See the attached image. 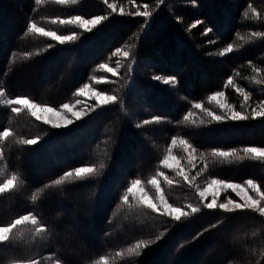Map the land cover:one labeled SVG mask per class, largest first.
I'll use <instances>...</instances> for the list:
<instances>
[{"label": "trees", "instance_id": "trees-1", "mask_svg": "<svg viewBox=\"0 0 264 264\" xmlns=\"http://www.w3.org/2000/svg\"><path fill=\"white\" fill-rule=\"evenodd\" d=\"M131 2L155 11L144 34L140 19L110 16L97 33L83 35L76 45H60L26 29L34 22L49 31L55 18H66L61 15L66 5L0 0V90L5 92L0 97V130L13 133L0 141V182L12 174L22 176L14 189L0 194V226L34 213L48 229L45 241L23 243L18 232L27 233L28 227L14 230L10 240L0 244V264H20L17 257L36 258L40 264H101L102 258L106 264H264V217L253 211L206 209L182 182L163 189L170 203L190 213L180 222L122 202L132 179L147 183L161 171L160 162L173 138L194 145L195 154L202 155L197 182L252 179L264 192V163L211 156L213 150L264 147V117L221 122L206 118L202 123L184 119L194 104H204L208 95L224 90L225 80L233 74L243 81L252 69L263 72L264 0H167V12L156 11L162 0ZM78 4L73 5L74 15L103 14L99 1ZM136 41L140 75L147 80L175 77L176 84L160 87L153 82L142 93L120 95L69 134L56 133L3 104V99L16 97L54 108L69 103L74 90L89 81L114 49ZM228 45L231 52L225 51ZM135 84L134 89L142 85L140 80ZM53 90L63 93L54 96ZM225 94L234 102V93ZM145 120L150 123L145 125ZM37 137L35 145L20 143ZM77 167L99 172L84 181L73 176L62 185L51 184ZM189 204L201 211L191 213ZM141 241L155 242L136 250L139 256L128 251Z\"/></svg>", "mask_w": 264, "mask_h": 264}, {"label": "snow or ice", "instance_id": "snow-or-ice-1", "mask_svg": "<svg viewBox=\"0 0 264 264\" xmlns=\"http://www.w3.org/2000/svg\"><path fill=\"white\" fill-rule=\"evenodd\" d=\"M37 4L41 3V0H35ZM77 0H55V3L58 5H64V4H76ZM107 2V0H105ZM108 8L112 9L113 12L116 11L115 5L109 3ZM143 8L145 9L144 11L140 12L137 11L135 13L136 16H143L145 18H148L152 15L147 9L148 5L144 4ZM123 11H121V15H123ZM253 15H257L255 12ZM109 19L107 15H97L94 16L90 19L88 18H83L80 15H74L72 16L69 20H60L59 22L61 24H74L76 27L80 28L83 30V32H91L93 29H95L102 21H106ZM56 21H53L55 23ZM194 26V25H193ZM208 31H211V29H208ZM27 33H38L41 36H47L51 37L55 41H59L61 44H63L65 41H70V40H75L77 38V33L73 32L72 35H61L57 34L56 32H50L45 30L42 27H38L34 22H29L27 24ZM51 47V45L49 46ZM227 52L232 51V45H228L226 48ZM121 50L117 49L116 53H120ZM115 54V53H114ZM130 54L128 52H123L124 57H128ZM100 68L104 69L107 66L105 64H100ZM119 70V61H117V68H107V71L112 72L114 75L117 74ZM157 81H162L164 84H176V78L175 77H163V76H154L153 77ZM228 83H232L231 77L228 79ZM86 90L91 92V95L95 97L97 100V103H102V104H108L110 102H115L117 97L114 95H105L101 91H93L89 88V85L86 83L83 85L82 88L77 89L75 92L76 96L82 95ZM240 92L243 93L244 95V100L249 101L250 100V94L245 92L244 89H238ZM5 95V92L3 90H0V97H3ZM224 92L222 91H217L214 96H210L209 100L214 99L215 97H223ZM4 104L8 106H13L11 107V112L12 113H19L21 111V108L15 107V105H22L25 106L26 109L31 113L32 116H35L36 119H41V117L37 116L36 110L39 109L41 112H49V113H56V110L53 107H46L38 103H34L30 98L27 97H16V98H8L7 100L3 101ZM79 103V101H78ZM259 110L256 108L252 109V117L253 119L256 118V116H262L264 117V100L259 101ZM195 108H201L200 104H194L193 105ZM220 107L223 109L226 106L221 104ZM62 109L68 112H72L73 115L75 116L76 120L81 119V112L80 111H74L73 110V105L70 103H64L62 105ZM228 111L231 113V115L228 117V119L231 120H245L247 117L243 115L240 112L234 111L231 107H228ZM208 116H210L213 120L220 121L223 119V117L214 114L211 111H208ZM154 120H159V117H154ZM185 120L188 119V116L184 117ZM45 124L52 123L51 119L49 118L48 120L44 121ZM63 126H68L73 123L72 120L68 119H63ZM145 125L149 124L150 121L145 120L143 122ZM62 126L61 123H52L53 128H60ZM137 127H140L139 124H137ZM12 131L9 128H4L3 130H0V141L6 140V138L12 136ZM39 137L35 139H24L20 141V143L24 145H35L38 143ZM177 143L176 138L172 139V144L175 145ZM180 143L184 145L185 151L189 152V159L191 160L192 158V153H195L198 151V149L188 143L185 140H180ZM169 154L164 157V159L161 161V164L163 165L164 168H168V161L169 160H175L177 167L175 169L176 175L182 176L185 180V182L190 183V178L186 174L184 168L180 165V160L178 157L173 156L172 149L169 148ZM243 152L244 156L241 157L237 155L235 150L231 151H226V150H213L211 152V156L213 158L216 157H221V158H230L235 156L237 160H242L244 158L251 157L253 159H260L264 158V147H244L241 149ZM105 167L104 164L100 165V168L103 169ZM75 172V177L79 181H84L88 178H91L93 175L97 174L99 172V169H96L94 167H77L74 170ZM2 175V173H0ZM163 176V180L165 183L171 185L173 181L169 178V176L165 175L163 172H157L156 176L153 177L152 179L148 180V184L152 186V188L155 190V196H151L148 191L142 187V181L140 179H132L131 185L127 187L126 193H124L122 199L125 203L128 202L129 200V194H131L133 197H135L136 193L139 192V200L140 203L145 207L151 210L152 213H159L161 216L168 217L170 216L171 219L175 222H180L182 220V217H187L189 216V212L186 211L183 208L180 207H174L165 197V195L162 192V187L157 179L158 177ZM73 177V172L72 171H67L63 174L61 178L55 179L51 182L52 185H62L65 179ZM22 179V176H18L17 174H12L10 176H7L0 182V194L7 193L14 189L17 185V183ZM194 179V178H193ZM50 185H46L45 187H49ZM213 186H219L220 189H223L225 191L231 190L236 194L237 197H240L243 203L238 202L237 200L228 197L225 202H218V197L220 195L219 191H212ZM249 190L251 192H255V197L249 194ZM198 196L200 197V202L203 204V207L206 209H220L224 213H232L235 210H245V209H250L253 212L259 213L261 217H264V192L261 191L260 186L254 182L252 179H247L244 181V184H239V183H232V182H227L218 178H210L209 181L207 182V185L203 187L202 189L200 187H197L196 189ZM241 193H244L243 196H241ZM209 194L211 195V200L210 202H205L208 200ZM36 197L33 196V200H35ZM186 208L190 209L191 213H198L201 211L199 207L193 206L191 204L186 205ZM163 209V211H161ZM28 227L27 233L20 232V237H21V243L25 239H31L35 241L37 238H39L41 241H45L47 239L46 233L48 232V229L46 226H42L38 218L34 213H29L25 215L19 216V218L14 219L11 223H9L6 226H0V244H4L10 240V235L15 231H19L21 228ZM217 225H213L212 227H216ZM163 233L161 235L156 236L155 241H159L162 237ZM155 241H141L135 245V248H129L128 251L134 252L137 256L140 255L139 251H136L141 248H147L149 246V243H154ZM117 255H120L118 252ZM17 260L20 261V264H40V261L36 258H28L26 261L21 260L20 257H17ZM101 264H106V258H102Z\"/></svg>", "mask_w": 264, "mask_h": 264}, {"label": "rangeland", "instance_id": "rangeland-1", "mask_svg": "<svg viewBox=\"0 0 264 264\" xmlns=\"http://www.w3.org/2000/svg\"><path fill=\"white\" fill-rule=\"evenodd\" d=\"M42 1H48V0H42ZM52 1L55 2V0H52ZM94 1L100 2L101 7H99V11L101 13H103L102 15H107L108 17H110V16H116V17L124 16V19H128L129 21H134L135 19H140L141 24H142L140 27L141 35L144 34L145 31L149 28V25L152 23L154 16H155L154 10L152 12V15L148 18H145L143 16H136L135 13L137 11L142 12L145 9L143 8V4H135V3L131 2V0H123V2H118V3H116V2L112 3L109 0H107V2H105V0H94ZM162 1L164 4L157 6L156 11H158V9H161L163 12L169 11L170 6L165 4L167 2V0H162ZM172 1H175V0H172ZM80 2H81V0H77L76 4L79 5L78 3H80ZM109 3L115 5V8H116L115 12H113L112 9L108 8L107 5ZM64 5H66V6L64 8H62L61 15H65L63 17H66V18H64L63 20L67 21L72 16H74V7H73L74 4L69 3V4H64ZM92 11L93 10L90 9L89 13ZM121 11H123V13H124L123 15H121ZM148 11L151 13V9ZM252 13H254V11ZM255 13H257V12H255ZM95 15H93V16L92 15H88V16L87 15H80V16L83 18L90 19V18L94 17ZM55 20H56L55 23H53V21L50 22L51 26H52L49 30L50 32H55V29H56L57 33H59L61 35H72L73 32H76L78 34L77 38L75 40L65 41L63 44H61L59 41H55L56 43H58L60 45H67V44L76 45V44H78V42L83 38V35H89V33H94V34L97 33L100 30L99 29L100 25L104 22V21H102L100 23V25H98L91 32H83L82 29L76 27V25H74V24H68V23L61 24L59 21L62 19L55 18ZM197 24H198L197 22L193 23V25H197ZM193 25H191V27ZM58 28H61V29L57 30ZM64 32H67V33L64 34ZM248 32H250V31H248ZM255 32H259V31H254V32H250V33L252 34ZM45 37H47V36H45ZM48 38L52 39L51 37H48ZM136 46H137V41L134 42L130 46L121 45L120 47L114 49L111 52L110 58L107 61L103 62V64H105L107 66L106 68L102 69L99 67L100 64H102V62L96 66L95 71H94V75L90 77L88 82H86L89 85V88L93 91H101L105 95H114L117 97V99H116V101H117L118 98L120 97V95H122V97H123V95L125 96L127 93H142L143 90L147 89L148 87L153 86V82L159 84L160 87L173 85L171 83L164 84L162 81H157L153 78L154 76H151V78L149 80H147L144 76L140 75L139 68L140 69L142 68V63L139 61V59L136 56V48H137ZM175 47L179 48V47H183V46L180 44H177V46H175ZM117 49H120L121 52L116 53ZM123 52H128L130 55L126 58L123 56ZM223 52L224 51H222V53ZM252 53H255V52H252ZM193 58L194 57L191 56V59H193ZM117 61H119V70H118L117 74L114 75L112 72L107 71V68L110 67V68L116 69L117 68ZM233 75L230 76L232 79L231 84L228 83V79L230 77H228L225 80L226 83L224 85V90H222V92L225 91V93H227V92L234 93L233 95H235V97H236L234 102H231L225 93H224L223 97H215L214 99L209 100V97L214 96V94L217 91L213 92L207 96L204 104H200L201 108H195L193 106L194 110L192 111V113L190 115H188V118L190 121H197L198 123H202L201 121H204L206 118H210V121H215V122H221V121H225V120L241 121V120L228 119V117L231 115V113L228 111V107H231L234 111L242 113L243 115H245L247 117V119H253L252 109L256 108L257 110H259V107H260L259 101L264 100V69H263V72L259 69H252L251 72L249 74H247V76L245 77V80H243V81L240 80L239 77H237V76L234 77ZM135 80H140L142 85L141 86L138 85V87H136L134 89V86L136 85ZM39 85L41 86V84H39ZM83 85L78 87L77 89L82 88ZM241 88L244 89L245 92L250 94V100L249 101L244 100L243 93L238 90ZM77 89L74 90L73 93H75L77 91ZM219 91H221V90H219ZM51 92L53 93L54 96H57L58 94L63 93V91H60V90H53ZM5 100H7V99H3V101H5ZM78 101H79V103H78ZM69 103L71 105H73L74 111H80L81 112V114H82L81 119L76 120V118L72 112H68V111H65L62 109V105L57 107V108L53 107L56 110L55 114L49 113L46 111L41 112L39 109H37L36 114H37V116L41 117V119H39V120L36 119L35 116H32L31 113L26 109L25 106L15 105V107L21 108V111H23L26 115L28 114L32 119H34L37 122L43 123L47 127L56 131V133L69 134L68 133L69 131L78 127L83 122H86V120L90 116H92L94 113H98L99 111H102L101 109L109 106L110 104H112L114 102H110L108 104H102V103L98 104L95 97H93L91 95V92L86 90L80 96H76L74 94V98H72V100ZM221 104L225 105L226 107L222 109L220 107ZM43 106L49 107L47 105H43ZM208 111H211L214 114L223 117V119L220 121L213 120L210 116H208V114H207ZM259 117H262V116H256V118H259ZM49 118L51 119L52 123H58L59 122L62 124V126L60 128H53L52 123L45 124L44 121L48 120ZM63 119L72 120L73 123L65 127V126H63V123H62ZM237 134H235V136ZM176 140H177V143L175 145L172 144V140L170 141L169 145L166 147V152L163 155L162 160L164 159V157L166 155L169 154L168 150H169V148H171L172 149L171 154L173 156H176L179 158L180 165L184 168L186 174L190 178V183L185 182V180L182 176L176 175L175 169L177 167V164H176L175 160H169L168 161V165H169L168 168H164L160 162V167H161L160 172H163L165 175L169 176V178L173 181V183L171 185H169V184L164 182L163 176L158 177L157 179L159 180V182L161 184L162 192H163L164 188L169 189L170 186L176 185V182L177 183L182 182L186 185L187 188L191 189L194 192L196 199L198 200L199 204L203 207V204L200 202V197L198 196L197 191H196L197 187H200L202 189L203 187H205L207 185V182H205V183L197 182V178L200 176L201 170H199L196 167L198 165H200V163H202L203 157L200 154L192 153V158L190 160L189 159V152L185 151L184 145L180 143V140H178V139H176ZM206 140H209V139L207 138ZM251 147H255V146H251ZM242 148H244V147H242ZM242 148H239L238 151H236L237 155H239L241 157L244 156L243 152L241 151ZM246 159H253V158L248 157ZM253 160L264 163V158L253 159ZM42 171L43 170L41 169V171L39 173H41ZM0 173H2V167H0ZM39 173L36 176L37 178H39V176H40ZM73 176L75 177V172H73ZM0 179H1V177H0ZM224 181H226V180H224ZM227 182L244 184V182H235V181H227ZM142 187H144L151 196H153V197L155 196V190L152 188V186L150 184H148V182L142 183ZM260 189L262 191V188H260ZM212 191H219L220 192V195L218 197V202H225L228 197H231V198L237 200L238 202L243 203L241 198L237 197L236 194L234 192H232L231 190L225 191L223 189H220L219 186H213ZM53 194H56V192H53ZM249 194L254 196V197L256 195L255 192H251L250 190H249ZM243 195H244V193H241V196H243ZM139 196H140L139 192L136 193L135 197H133L131 194H129V200L126 204H128L129 206L134 207V208H145L140 203ZM210 200H211V195L209 194L208 200L205 202H210ZM122 202L125 203L124 201H122ZM172 205L174 207H180V206H177L174 204H172ZM180 208H182V207H180ZM183 209H185V208H183ZM246 210H250V209H246ZM161 211H163V209H161ZM250 211H252V210H250ZM257 214H259V213H257ZM168 217H170V216H168ZM27 227H30V226H27ZM18 233L20 234V232H18ZM63 238L66 239L67 236L63 235ZM62 247L64 248L63 244H62ZM99 262L101 263V261H99ZM5 264H19V263H5ZM48 264H57V263L50 262Z\"/></svg>", "mask_w": 264, "mask_h": 264}]
</instances>
